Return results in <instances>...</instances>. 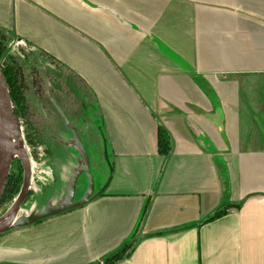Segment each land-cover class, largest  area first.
<instances>
[{
    "label": "crops",
    "instance_id": "crops-1",
    "mask_svg": "<svg viewBox=\"0 0 264 264\" xmlns=\"http://www.w3.org/2000/svg\"><path fill=\"white\" fill-rule=\"evenodd\" d=\"M0 30L82 81L105 183L0 233V264H101L127 243L116 264H264V0H0Z\"/></svg>",
    "mask_w": 264,
    "mask_h": 264
},
{
    "label": "trees",
    "instance_id": "trees-1",
    "mask_svg": "<svg viewBox=\"0 0 264 264\" xmlns=\"http://www.w3.org/2000/svg\"><path fill=\"white\" fill-rule=\"evenodd\" d=\"M13 40H16L14 36L0 30V67L4 82H6L8 95L10 96L13 113L18 118L20 124L22 123L21 125H23V123H26L29 130L31 132L34 131L33 133L37 132V130L33 128L34 125L31 123L32 119L34 118L35 120L40 116L47 119L48 122L45 121V124H47L46 127L49 129L47 133L49 135L51 133L50 136L59 141L58 135H65L68 133L64 129L65 123L58 109L61 110L67 122L71 120V117L76 126V124L79 123L78 120L81 119L78 118L77 114L82 110L83 105H86V103L90 104V94L87 92L82 81L80 82L74 75L70 74L67 70L65 71L52 59L50 60L44 52L33 49L29 44L25 43L27 46L25 47L26 49L22 48L13 53L14 47L11 46L12 42H14ZM40 62L44 64L49 73L55 76L51 78L48 76L49 74H44V80V76L41 77L40 75ZM55 106H57L58 109H56ZM45 124H43V126H45ZM68 125L70 124L68 123ZM83 129H85L84 126ZM43 131H39L38 133L43 135ZM73 131V136L79 137L77 130ZM38 133H35V137L37 138L35 142L44 144L43 140H41L42 135ZM23 138L26 141L25 142L23 139L24 145H26L25 147H34L31 145L32 138L28 132L24 134ZM80 138L81 137H79V139ZM80 142L85 150L82 139H80ZM157 145L160 155L167 157L170 154V140L168 135L165 134L161 128H158ZM53 148L56 149V145ZM14 164L19 168V171L12 180V166ZM10 168L11 172L6 181L7 184L1 196L2 199L0 200V204L4 202L6 195L10 198L15 194L17 195L20 188L18 181L20 179L23 181L24 170L20 161L17 159L13 160ZM31 176L32 175H30V178ZM14 197L16 198L17 196ZM221 213L220 210L215 211L208 220L214 219ZM129 254L130 244L128 245L127 243L116 250L115 253L104 258L101 264H116L125 259Z\"/></svg>",
    "mask_w": 264,
    "mask_h": 264
},
{
    "label": "rangeland",
    "instance_id": "rangeland-1",
    "mask_svg": "<svg viewBox=\"0 0 264 264\" xmlns=\"http://www.w3.org/2000/svg\"><path fill=\"white\" fill-rule=\"evenodd\" d=\"M13 41L14 42H12L11 45L12 47H14L13 53H15V51L17 50L18 51L21 50L22 48L26 49L25 47L27 46L24 42L21 43L20 41L17 40H13ZM41 64H40L41 77H43L44 74L45 75L49 74L48 76H50L51 78L55 76L54 74L48 72L47 68L44 66L43 63ZM43 78L45 80V76ZM83 108L77 114L78 118L81 119L78 120L79 123H77L76 126L73 123L71 117H70L71 120L68 122L70 125L63 123L65 127L64 129L68 134L65 135L61 134L62 136L58 135L60 139L59 141H57L56 138L53 139L52 136H50L51 133L50 135L47 133L49 129L46 127L47 124H45L46 123L45 121L48 122V120L41 116L39 118L37 117L35 120L33 118L31 123L34 125L33 128H36L37 130V132L35 133H38L39 131H43L45 127V130L43 131L44 132L43 135L41 133H38L39 135H42L41 140H43L44 144L41 143L39 144V142H35L37 140V138L35 137V133H33L34 131L31 132L29 130V127L26 123H23V125H21L22 139H24L23 138L24 134L28 132L32 138L31 145H33L34 147L31 146L25 147V152L28 155L29 167H31L30 171L32 176L29 181L30 186L27 192V198L19 209V212L16 216V221L19 218H24L25 220H28L30 219V215L33 214L37 215L42 213V209H44V207L56 206V204L64 201L65 197L67 196L66 194L71 182V178L77 176L76 173L80 168L83 167V160L79 154V151H77V144L75 139L76 137H74L75 135L73 136L74 133L73 130H77L79 137H81L80 139H82V143L85 147V150L88 153L87 156L90 160L89 172L93 179L92 194L93 196H97V195L99 196V193H101V190L103 189L105 183L103 185L101 184L99 175H97L98 171H96L95 166L91 165L90 162H91V158L95 153H97V155L99 154L100 156L102 155V151H101L102 147L100 146V144L98 145V143H100L98 137L97 139L94 138V136L90 132V130L94 131V128L96 127L95 126L96 123L93 122L94 116L92 115L94 114V110L89 103L83 105ZM70 122H72L73 124ZM43 124H45V126H43ZM83 126L85 129H83ZM94 141L97 142V147L96 146L89 147V145L93 144ZM102 143H103V139H102ZM55 145H56V149L53 148ZM103 159L105 160V162ZM103 159L99 167L101 169L104 168L106 173L108 169H110V166L107 164L108 158L106 154H104ZM96 161H98V158H96ZM12 168H13L12 169L13 171L12 180H13L15 178L16 173L19 171V168L15 164L12 166ZM109 176L110 173L107 176V181H109ZM77 180L78 182L74 192L75 195L73 198V203L78 202L79 198L81 197L83 198L85 196L86 188L88 187V183H89L88 175L85 172L80 173ZM18 182L20 185V188L18 190V194H19L21 192V188L23 187V182L21 181V179ZM17 195L15 194L14 196ZM14 196L12 198L8 197L7 195L5 196L4 202L0 204V217L6 213V210L9 209V207L16 200ZM91 197L92 195L90 196V198Z\"/></svg>",
    "mask_w": 264,
    "mask_h": 264
},
{
    "label": "water",
    "instance_id": "water-1",
    "mask_svg": "<svg viewBox=\"0 0 264 264\" xmlns=\"http://www.w3.org/2000/svg\"><path fill=\"white\" fill-rule=\"evenodd\" d=\"M55 104V103H54ZM56 109L57 106H55ZM64 123L68 125V122L58 109ZM21 124L18 118L14 115L10 96L8 95L6 82H4L1 67H0V200L2 199L3 191L7 184V179L11 171L12 161L17 159L20 161L23 167V187L21 192L17 195L16 200L13 204L6 210V213L0 217V224H4V227L0 229V233L6 232L15 227H25L28 224H34L36 222L42 221V219L57 216L58 214L70 211L73 208L81 207L85 205L89 200L95 198L92 194L93 179L89 172V161L88 156L79 137H76L77 151L83 160V167L76 173L77 176L71 178V182L67 191V196L64 201L56 204V206H47L42 209V213L30 215V219L25 220L24 218H19L16 221V216L19 212L20 207L27 198V192L29 190L31 167H29L28 155L25 152L24 142L21 136ZM86 173L88 175V187L86 188L85 196L78 202L73 203L74 192L77 185V178L80 173ZM92 197L90 198V196ZM30 221V222H28ZM28 222V223H26Z\"/></svg>",
    "mask_w": 264,
    "mask_h": 264
},
{
    "label": "bare ground",
    "instance_id": "bare-ground-1",
    "mask_svg": "<svg viewBox=\"0 0 264 264\" xmlns=\"http://www.w3.org/2000/svg\"><path fill=\"white\" fill-rule=\"evenodd\" d=\"M4 227V224H0V229H2Z\"/></svg>",
    "mask_w": 264,
    "mask_h": 264
}]
</instances>
